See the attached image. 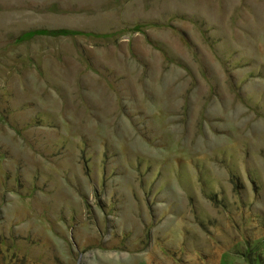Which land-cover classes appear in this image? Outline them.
Listing matches in <instances>:
<instances>
[{"label": "rangeland", "instance_id": "1", "mask_svg": "<svg viewBox=\"0 0 264 264\" xmlns=\"http://www.w3.org/2000/svg\"><path fill=\"white\" fill-rule=\"evenodd\" d=\"M0 264H264V0H0Z\"/></svg>", "mask_w": 264, "mask_h": 264}]
</instances>
